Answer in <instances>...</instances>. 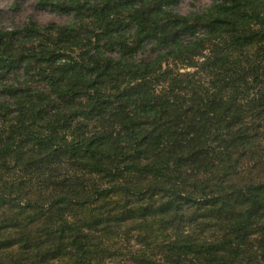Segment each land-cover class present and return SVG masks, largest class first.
<instances>
[{
	"label": "trees",
	"instance_id": "trees-1",
	"mask_svg": "<svg viewBox=\"0 0 264 264\" xmlns=\"http://www.w3.org/2000/svg\"><path fill=\"white\" fill-rule=\"evenodd\" d=\"M179 1L0 31V264H264V0Z\"/></svg>",
	"mask_w": 264,
	"mask_h": 264
},
{
	"label": "rangeland",
	"instance_id": "rangeland-1",
	"mask_svg": "<svg viewBox=\"0 0 264 264\" xmlns=\"http://www.w3.org/2000/svg\"><path fill=\"white\" fill-rule=\"evenodd\" d=\"M38 0H0V31L21 27L29 21L44 26L51 23L67 24L70 15H61L44 8ZM215 0H180L175 6L179 14L187 15L207 9Z\"/></svg>",
	"mask_w": 264,
	"mask_h": 264
}]
</instances>
